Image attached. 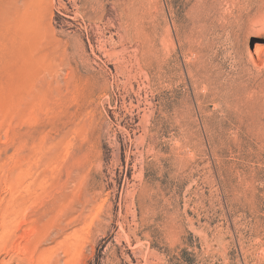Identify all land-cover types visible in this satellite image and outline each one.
I'll list each match as a JSON object with an SVG mask.
<instances>
[{"label": "rangeland", "instance_id": "1", "mask_svg": "<svg viewBox=\"0 0 264 264\" xmlns=\"http://www.w3.org/2000/svg\"><path fill=\"white\" fill-rule=\"evenodd\" d=\"M262 14L0 0V210L24 201L17 234L48 264H264Z\"/></svg>", "mask_w": 264, "mask_h": 264}, {"label": "bare ground", "instance_id": "2", "mask_svg": "<svg viewBox=\"0 0 264 264\" xmlns=\"http://www.w3.org/2000/svg\"><path fill=\"white\" fill-rule=\"evenodd\" d=\"M256 22L258 27L264 30V14L258 15ZM23 205V200H16L12 203L11 207H8L6 204L7 207L0 210V255L12 253V255H16L19 260L21 257L22 260L25 259L28 264H48L50 258L46 255L45 251L40 249L39 245L41 243L38 244L40 240L36 239L34 243L36 246L33 247V241L30 237L20 234L19 236L16 230L12 228L14 220L16 218L20 219L22 214H24V212L21 213L23 211ZM22 223L23 222H21V224Z\"/></svg>", "mask_w": 264, "mask_h": 264}]
</instances>
